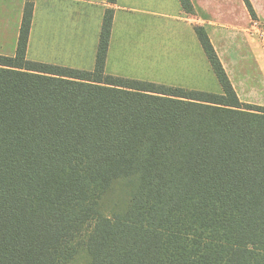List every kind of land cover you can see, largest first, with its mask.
I'll use <instances>...</instances> for the list:
<instances>
[{
    "label": "trees",
    "instance_id": "16d2710c",
    "mask_svg": "<svg viewBox=\"0 0 264 264\" xmlns=\"http://www.w3.org/2000/svg\"><path fill=\"white\" fill-rule=\"evenodd\" d=\"M31 17L0 56V264H264V107L205 30L221 94L105 75L111 9L91 72L28 62Z\"/></svg>",
    "mask_w": 264,
    "mask_h": 264
},
{
    "label": "crops",
    "instance_id": "0c3cea01",
    "mask_svg": "<svg viewBox=\"0 0 264 264\" xmlns=\"http://www.w3.org/2000/svg\"><path fill=\"white\" fill-rule=\"evenodd\" d=\"M0 0V56L15 54L23 10L32 4L25 60L91 72L106 9L112 24L104 74L221 94L195 34L202 27L241 103L264 107V0Z\"/></svg>",
    "mask_w": 264,
    "mask_h": 264
},
{
    "label": "built area",
    "instance_id": "2783aa9c",
    "mask_svg": "<svg viewBox=\"0 0 264 264\" xmlns=\"http://www.w3.org/2000/svg\"><path fill=\"white\" fill-rule=\"evenodd\" d=\"M249 33L258 36V38L261 39V41H263V45H264V29L262 28L261 24L258 21L253 20Z\"/></svg>",
    "mask_w": 264,
    "mask_h": 264
}]
</instances>
